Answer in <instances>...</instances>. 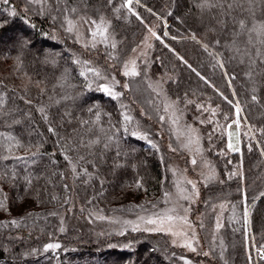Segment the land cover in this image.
I'll use <instances>...</instances> for the list:
<instances>
[{
	"label": "trees",
	"instance_id": "trees-1",
	"mask_svg": "<svg viewBox=\"0 0 264 264\" xmlns=\"http://www.w3.org/2000/svg\"><path fill=\"white\" fill-rule=\"evenodd\" d=\"M46 1L0 0V264H264V0ZM66 16L106 23L111 40L78 43ZM149 30L159 39L125 76ZM155 79L195 116L216 170L190 211L209 256L104 219L155 211L172 187ZM236 105L250 133L239 151L224 131Z\"/></svg>",
	"mask_w": 264,
	"mask_h": 264
},
{
	"label": "rangeland",
	"instance_id": "rangeland-1",
	"mask_svg": "<svg viewBox=\"0 0 264 264\" xmlns=\"http://www.w3.org/2000/svg\"><path fill=\"white\" fill-rule=\"evenodd\" d=\"M31 3L37 5L41 10L48 7L46 0H29ZM87 18H65L66 28H69V21H71L73 30L70 32L74 35L78 43L82 45H94L102 42L110 41L108 26L106 23L96 21V24H85ZM93 20V19H91ZM89 20V21H91ZM107 29L104 39L99 35L100 31ZM97 32V35L93 37L92 33ZM166 33V32H164ZM153 36L151 33L147 34L144 39L139 42L132 51L125 57L124 65L122 67V73L126 70L131 71L133 65L131 61H135V70H138L139 61L144 62L148 56L149 46H151ZM107 85L113 86L111 79H106ZM110 83V84H109ZM152 88L158 95L159 102L161 104L163 121L169 129L173 138V143L167 139L169 148L175 153L174 159L171 162L170 172L172 174V187L166 193L163 204L155 209V211L143 214H137L134 216H109L104 219L113 224L115 231L134 230L136 228L145 231H152L155 225L147 224L149 219L164 220V231L170 238V242L176 247L182 248L186 252H192L194 255L209 256V251L202 246L196 221L199 220V215H191V206L194 205L199 199L200 184L208 179L216 177V170L212 166L209 158L206 156L204 148L202 146L199 126L192 121L196 120L195 116L192 117V121L186 120L187 107L183 103L178 102L175 99L168 97L164 90L162 81L159 79L150 80ZM189 101V100H187ZM196 106L201 107L199 104ZM237 109L235 106V115L228 121L224 128L227 138V145L231 142L234 148L240 149L243 138L248 136V129L244 130V121L241 119V113L239 109V116H237ZM205 110V109H203ZM209 114L214 117V107L209 106ZM239 119V125L235 121ZM246 126V125H245ZM231 133V136L229 135ZM174 149V150H173ZM231 150V149H230ZM180 155H176V153ZM188 164L184 162L185 158ZM196 160V164H192V160ZM191 181L192 183H189ZM195 184V189H193ZM187 197V199L185 198ZM167 216L173 217L172 221L167 220ZM221 221L216 220L215 227L220 226ZM148 229V230H146ZM157 232V231H153ZM175 233V235H173ZM190 244L191 248L184 245ZM194 248L195 251L191 249ZM256 250V249H254ZM253 255L255 257L264 256L262 250H256ZM259 251V252H258ZM188 264H196L188 261ZM199 264H210L204 260H200Z\"/></svg>",
	"mask_w": 264,
	"mask_h": 264
},
{
	"label": "snow or ice",
	"instance_id": "snow-or-ice-1",
	"mask_svg": "<svg viewBox=\"0 0 264 264\" xmlns=\"http://www.w3.org/2000/svg\"><path fill=\"white\" fill-rule=\"evenodd\" d=\"M3 2H4V3H7L8 0H3ZM108 2L111 3L112 0H108ZM138 2H139V0H137V3H138ZM132 3H133V0H126V5H123V6L128 7L129 11H131V10H132V9H131V5H132ZM71 11L75 12L76 10H75V9H72ZM117 11H119V9H117ZM14 14H15V13H13V15H14ZM134 14H135V13H134ZM137 18L140 19V17H139L138 15H137ZM84 22H85V24H88V23L96 24V21H95V20H91V21H89V20H85ZM240 24H241V27H242V28L245 26L243 21H241ZM69 25H70V26H69V28H68V31L71 32V31L73 30V27H74V26L72 25L71 21H69ZM261 28H264V24H261ZM106 31H107V29L105 28L103 31H100V32H99V35H100L101 37H103L104 39H107V36H105V32H106ZM149 31L151 32V30H149ZM92 35H93V37H95V36L97 35V32H93ZM151 35H152L153 37H156L157 39H159V37L157 36V34H156L155 32H151ZM93 46H94V45H93ZM148 46L150 47V45H148ZM112 47H113V48L116 47L115 43L112 44ZM180 59H182V57H181ZM131 63H132V65H133L132 70H131V71L127 70V65H125L126 70L124 71L123 74H124L125 76H137V75H139V73L135 70V61L133 60V61H131ZM189 67H190V66H189ZM89 71L93 72V74L96 75V76H98V77L100 76V73H99L98 71L94 70V69H89ZM193 71H195V69H193ZM81 75H84V73L81 72ZM197 75H199V73H197ZM201 79H203V77H201ZM116 83H118V81H117ZM124 87L127 88V87H128L127 84H125ZM100 88H101V90H102L103 92L107 93V94H108L109 96H111L113 99H115V98L119 97L120 95H122V93H119V92H115V91H113L112 87H110V86L107 85V84L101 85ZM253 100H255V97H253ZM230 103H231V102H230ZM214 113H215V110H213V114H214ZM237 116H239V109H237ZM163 119H164V118L161 117V120H163ZM124 120H125V121H130V120H131V117H129L127 114H124ZM235 123H236L237 125H239V119H237V120L235 121ZM51 130H52V129H50V131H51ZM125 131H127V128H125ZM132 135H137V133L133 132ZM229 135L231 136V133H229ZM141 138H145V139H146V137H141ZM153 147H155V145H153ZM228 148L231 149V150H233V151H239L238 148H234V146H233V144H232L231 142H229V144H228ZM173 150H174V149H173ZM65 158L67 159V157H65ZM192 164H194V165L196 164V160H195V159L192 160ZM73 170H75V168H74ZM189 183H192V182L189 181ZM137 187H140V185L137 184ZM193 189H195V184H193ZM2 191H3L2 188H0V193H2ZM185 198L187 199V197H185ZM2 207H3V203H0V208H2ZM166 218H167L168 221H172V219H173V217H171V216H167ZM10 223L13 224V225H16V224L18 223V221H16V220H12ZM146 223H147V224H150V225H155V226H156V227H154L153 229H151L152 231L160 232V231H164V230H165L164 227H163V225H164V220H163V219H159V220L149 219V220L146 221ZM134 230H138V228H136V229H134ZM146 230H148V229H146ZM61 231H63V229H61ZM173 235H175V233H173ZM184 246L191 248V245H190V244H187V245H184ZM59 247H60L59 244H56V243H49V244H47V245L45 246L44 251H48V250H50V249H58ZM191 250H192V251H195L194 248H192ZM205 255H207V253H205ZM186 264H188V262H186Z\"/></svg>",
	"mask_w": 264,
	"mask_h": 264
}]
</instances>
